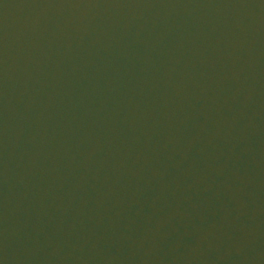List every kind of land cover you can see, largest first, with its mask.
<instances>
[{
	"label": "water",
	"instance_id": "1",
	"mask_svg": "<svg viewBox=\"0 0 264 264\" xmlns=\"http://www.w3.org/2000/svg\"><path fill=\"white\" fill-rule=\"evenodd\" d=\"M0 264H264V0H0Z\"/></svg>",
	"mask_w": 264,
	"mask_h": 264
}]
</instances>
